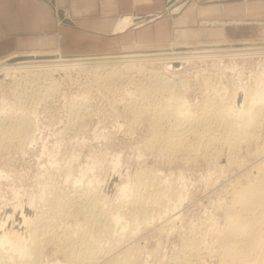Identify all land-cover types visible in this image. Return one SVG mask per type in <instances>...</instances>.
I'll return each instance as SVG.
<instances>
[{"label":"rangeland","instance_id":"obj_1","mask_svg":"<svg viewBox=\"0 0 264 264\" xmlns=\"http://www.w3.org/2000/svg\"><path fill=\"white\" fill-rule=\"evenodd\" d=\"M162 14L169 15L167 7ZM229 22L201 20L197 27ZM243 43L250 49L235 53L255 56H207L175 66L147 62L141 70L101 64L0 75V245H9L3 253L28 252L27 264H228V224L244 214L235 196L264 180V101L246 129L238 126L242 114L235 116L227 106L234 101L242 110L240 96L262 91L264 35L61 52L64 58L154 48L226 55ZM57 51L25 54L50 59ZM25 54L0 64L30 58ZM186 109L205 113L201 119L211 129L175 131ZM216 124L225 126L222 133L213 129ZM182 126L185 131L187 123ZM213 133L218 140L210 138ZM32 241L35 251L29 250ZM260 242L250 249L247 264L255 263Z\"/></svg>","mask_w":264,"mask_h":264},{"label":"crops","instance_id":"obj_2","mask_svg":"<svg viewBox=\"0 0 264 264\" xmlns=\"http://www.w3.org/2000/svg\"><path fill=\"white\" fill-rule=\"evenodd\" d=\"M167 1L0 0V59L55 48L81 54L111 45L264 35V0H174L170 8ZM166 7L169 15H160ZM208 19L230 22L197 27Z\"/></svg>","mask_w":264,"mask_h":264},{"label":"bare ground","instance_id":"obj_3","mask_svg":"<svg viewBox=\"0 0 264 264\" xmlns=\"http://www.w3.org/2000/svg\"><path fill=\"white\" fill-rule=\"evenodd\" d=\"M168 7L172 6L174 4V0H168L167 1ZM171 11V10H170ZM120 25V23L118 24ZM118 27V26H117ZM118 29V28H116ZM258 44V43H257ZM244 43L242 45L241 48H233V52L226 54L225 53L222 55H220L218 52L216 54H195L196 52L193 50H181L180 51H175V50H171V51H156V50H163V48H159V49H150L153 50L152 52H144V50H133V51H127L125 53H120L117 55H113L114 56H107V55H100V56H88V57H76V58H64L63 55L61 54V51H57L55 52V54H51V55H58V57H54V58H50V59H38V56H40L41 54H25L26 57H30L26 60H21V61H16L13 63H3L0 64V75L4 74L7 75L10 72H16L20 71V72H32L35 70H40L42 68L45 67H54L56 69L58 68H64V67H85L86 65H92V66H99L101 64H121L123 65L122 67L127 68V69H132V68H137L138 70H141L144 66V63L147 62H157L158 63H166V62H170L173 63L174 66L175 64L179 65V63L184 62L185 60H189V59H194L195 58H206L207 56H211L214 59H221V57L223 56H230V57H250V56H255L254 53L255 52H236V50H240L244 49L245 51L250 49V47L248 46V48H244ZM250 45V44H249ZM234 46V45H233ZM177 47L179 48H183L186 46H182V45H178ZM264 48V47H263ZM122 49V48H121ZM120 49V51H121ZM213 49V48H212ZM227 49V48H226ZM149 50V51H150ZM209 50V49H207ZM223 50V49H222ZM235 50V51H234ZM252 50V49H251ZM56 51V50H55ZM136 51H141V52H136ZM211 51V50H209ZM216 51V50H215ZM226 51V50H225ZM224 51V52H225ZM264 51V50H263ZM199 52V51H198ZM207 52V51H205ZM194 53V54H192ZM116 54V53H115ZM259 56L261 55L260 53H258ZM88 55V54H87ZM99 55V54H98ZM19 56V55H18ZM257 56V55H256ZM23 57V56H21ZM44 57V56H43ZM50 57V56H48ZM41 58V57H40ZM226 58V57H224ZM19 59V58H18ZM211 59V58H210ZM206 60V59H205ZM191 61V60H190ZM201 61V60H200ZM223 61V60H222ZM221 62V61H220ZM160 65V64H159ZM164 65V64H162ZM172 66V65H171ZM115 67H117L115 65ZM146 67V66H145ZM153 67V66H152ZM162 67V66H161ZM179 67V66H178ZM114 69V68H113ZM120 69V68H119ZM122 69V68H121ZM46 70V69H45ZM55 70V69H54ZM91 70V69H90ZM62 71V70H61ZM39 72V71H38ZM45 72V71H44ZM54 72V71H53ZM142 72V71H141ZM152 72H154V70H152ZM35 73V72H34ZM117 73V72H116ZM144 73V72H143ZM150 73V72H149ZM140 74V73H139ZM156 74V72H155ZM154 74V75H155ZM163 74V73H162ZM30 75V74H28ZM36 75V74H35ZM32 76V75H31ZM111 76V75H110ZM157 76V74L155 75ZM7 77V76H6ZM9 77V75H8ZM108 77V76H107ZM158 77V76H157ZM102 78V77H101ZM109 78V77H108ZM177 78V77H176ZM5 79V78H4ZM152 80V79H151ZM159 81V80H158ZM139 82V81H138ZM142 82V81H141ZM145 83V82H144ZM242 84H240L239 86L236 87V91L234 92L233 96L234 100L236 99V96L240 93V87ZM148 87V86H147ZM179 87V86H178ZM147 89V88H146ZM262 91L258 92L257 90L254 91H250L248 94H244V99L242 100V96H240L239 99V103H243L242 104V110H240L239 108H237L235 106L234 101L232 103H229L227 108H231L233 110V113L236 115H240L242 114V116L240 117L241 121L239 122L238 126L241 127V129H246L248 128V126L250 125L251 122L255 121L254 118L258 117L259 112H260V108H261V102L264 101V87L261 88ZM143 91V90H142ZM215 91V90H214ZM151 93V92H150ZM154 93V92H153ZM152 93V94H153ZM148 95V94H147ZM157 95V94H156ZM178 98H180L183 102H186V97H184L182 94H177ZM225 95V94H224ZM232 95V94H231ZM141 96V95H140ZM230 97V96H229ZM228 97V98H229ZM216 99V98H215ZM233 100V98H232ZM217 102V101H216ZM226 105V104H225ZM207 106V105H206ZM220 106V105H219ZM264 106V105H263ZM262 106V107H263ZM209 108V107H208ZM215 109V107H214ZM262 109V108H261ZM164 111V110H163ZM216 111V110H215ZM217 111H219V115L224 114L223 109L221 108L220 110L218 109ZM262 111V110H261ZM156 112V111H155ZM214 112V111H213ZM218 113V112H216ZM207 114V113H206ZM231 114V113H230ZM214 115V114H213ZM156 116V115H155ZM205 117V113H195L194 111L190 110V109H186L185 111L181 112V115H179V119H176L174 125L172 123V125L175 128V131H180V133L183 132H188V131H194L195 132H204L207 130H210L211 128L208 126L211 123H207L208 121L206 119H201L202 117ZM216 117V116H215ZM155 118V117H154ZM207 118V117H206ZM217 118V117H216ZM215 118V119H216ZM219 118V117H218ZM185 119V120H184ZM211 120V119H210ZM209 120V121H210ZM221 120V119H220ZM219 120H214V121H210V122H215L218 123ZM227 121V120H225ZM224 121V122H225ZM169 122V121H168ZM187 123V129H185L184 131V126L183 123ZM229 123L232 122L231 119L228 120ZM227 122V123H228ZM226 124L224 123L227 127H229L232 124ZM234 123V122H233ZM259 123V122H258ZM221 124V123H220ZM220 124H216L214 125L215 130H217L218 132L221 130V133L223 132L224 128H218V126H221ZM223 124V125H224ZM255 124V123H254ZM157 125V124H156ZM222 125V126H223ZM239 128V127H238ZM158 129V128H157ZM230 129V128H229ZM165 130V129H164ZM214 130V131H215ZM213 131V132H214ZM241 131V130H238ZM236 131V132H238ZM246 131V130H245ZM244 131V132H245ZM235 133V132H234ZM186 134H190V132L186 133ZM214 135H212L210 138L212 140L217 138V134L213 133ZM220 134V133H218ZM237 134V133H236ZM175 135V134H174ZM202 135V134H201ZM234 134H231L230 136H232ZM238 135V134H237ZM185 136V135H184ZM188 136V135H187ZM199 136V135H198ZM219 136V135H218ZM224 136V135H223ZM239 136V135H238ZM163 137V136H162ZM168 137V136H167ZM166 137V138H167ZM221 137V136H220ZM226 137V136H225ZM235 138V137H234ZM170 139V138H169ZM182 139V138H181ZM221 139V138H220ZM218 140V138H217ZM222 140V139H221ZM175 142V141H174ZM179 142V140H178ZM264 169V168H263ZM264 174V173H262ZM263 178V177H262ZM261 179V178H260ZM75 192V191H74ZM235 192V191H234ZM57 195V194H56ZM67 198V195L65 196ZM72 197V196H71ZM61 198V197H60ZM236 200L241 202L242 205L240 209V211H242V213L244 212L243 215H241V212L238 213L236 207L234 210H232L235 215H237L238 213V218L237 220L233 221L230 223V225L228 224L229 228L226 231L225 234V241H224V247L227 250L228 254L230 253V255L232 256V260L228 263V264H247L248 262V254L249 251H251V248H257L256 246L259 245L262 240V250L259 253L258 257L256 259H254V262L250 260V264H264V180L260 183H258L256 186L254 187H249V189L244 190L243 192L239 193L238 195L235 196ZM65 199V198H64ZM63 199V201H64ZM234 200V202L236 201ZM66 202V201H65ZM64 202V203H65ZM237 203V202H235ZM234 203V205H235ZM59 204V203H58ZM239 204V203H238ZM60 206V205H59ZM42 208V207H41ZM50 208V207H49ZM230 208L233 209V206L231 204ZM14 209V208H13ZM60 209V208H59ZM45 210V209H44ZM230 209H228L229 211ZM28 211L30 212V209L28 208ZM38 211V210H37ZM53 211V210H52ZM12 212V211H11ZM230 213V211H229ZM232 213V212H231ZM229 215V214H227ZM234 215V214H233ZM232 214L229 215L233 216ZM43 216V215H42ZM228 217V218H229ZM234 217V216H233ZM25 219L27 217H24ZM48 218V217H47ZM235 218V217H234ZM24 219V220H25ZM29 220V218L27 219ZM118 221L121 220V217L118 215L117 218ZM26 221V220H25ZM42 221V220H41ZM232 221V219H231ZM45 225V224H44ZM52 226V225H51ZM54 226V225H53ZM58 226V225H57ZM48 227V226H47ZM56 228V227H55ZM37 229V228H36ZM42 230V228H39ZM44 230V229H43ZM38 231V232H39ZM47 231V230H46ZM42 232V231H41ZM48 233V232H47ZM222 233V232H221ZM224 237V236H223ZM40 238V237H39ZM261 239V240H260ZM34 240L35 242H37L39 239L37 237V232L34 233ZM84 240V239H82ZM1 241V240H0ZM87 244H90V242H88V240H84ZM32 243L31 247L29 248V250L31 251L37 244V243ZM41 244V243H40ZM16 245V243L14 242V246ZM223 245V244H222ZM246 246L244 249H242L241 246ZM20 246V244H19ZM262 246V245H261ZM260 246V247H261ZM11 247V246H10ZM240 247V248H239ZM9 248V245H0V264H27L28 262H26V258H24L23 255L28 254V252L26 254H20V253H12V255H5V253H3L4 249ZM13 248V247H11ZM258 249L260 250L259 246ZM34 250V249H33ZM35 251V250H34ZM9 252V251H8ZM258 252V251H257ZM11 253V252H10ZM91 254V253H90ZM227 254V255H228ZM22 256V258H20ZM27 257V256H25ZM89 257V256H88ZM93 258V257H92ZM225 258V257H224ZM26 259V260H25ZM223 259V258H222ZM253 259V257H252ZM93 261V260H92ZM223 261V260H222ZM221 261V262H222ZM247 262V263H246ZM226 263V262H225ZM118 264H121L120 262H118Z\"/></svg>","mask_w":264,"mask_h":264},{"label":"water","instance_id":"obj_4","mask_svg":"<svg viewBox=\"0 0 264 264\" xmlns=\"http://www.w3.org/2000/svg\"><path fill=\"white\" fill-rule=\"evenodd\" d=\"M59 15H60V17L62 18V19H64L65 18V15L63 14V12L62 11H60L59 12ZM67 21V20H66Z\"/></svg>","mask_w":264,"mask_h":264}]
</instances>
